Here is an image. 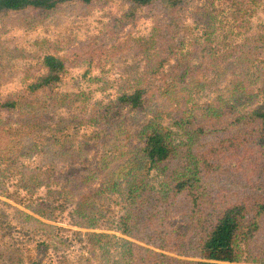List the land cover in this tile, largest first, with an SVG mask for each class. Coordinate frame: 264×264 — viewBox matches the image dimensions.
Masks as SVG:
<instances>
[{"label": "trees", "instance_id": "16d2710c", "mask_svg": "<svg viewBox=\"0 0 264 264\" xmlns=\"http://www.w3.org/2000/svg\"><path fill=\"white\" fill-rule=\"evenodd\" d=\"M200 1L0 0V25L21 29H33L68 5L88 9L118 2L123 8L98 35L62 56H45L26 88L0 97V195L5 192L2 165L10 172L19 157L41 154L48 170L27 168L22 188L34 194L58 187L60 192L49 195L74 199L79 226L98 227L101 209L118 202L121 212L112 226L123 237L96 240L115 250L114 264H264V86L258 90L248 78L241 47L217 54L211 15ZM196 2L193 23L207 27L203 41L185 26ZM140 18L152 23L143 74L123 80L113 101L70 113L78 98L58 92L68 70L90 65ZM187 41L196 67L181 57L188 65L169 71L176 84L158 93V82L164 85L159 74ZM217 73L232 75L223 92L190 108L192 89L203 90L199 82ZM178 86L187 99L178 95ZM14 127L47 137L11 138ZM82 127L90 133L76 146L60 140L66 129ZM44 205L34 212L43 217ZM5 259L20 264L0 251V264Z\"/></svg>", "mask_w": 264, "mask_h": 264}, {"label": "rangeland", "instance_id": "374dc122", "mask_svg": "<svg viewBox=\"0 0 264 264\" xmlns=\"http://www.w3.org/2000/svg\"><path fill=\"white\" fill-rule=\"evenodd\" d=\"M196 4L197 2L189 8L185 26L190 28L194 38L203 41L207 27L205 24L193 23L196 19L193 15ZM198 5L211 15V38L217 54L222 56L232 47H241L242 61L248 66V78L260 90L264 86V0H233L232 3L226 0H201ZM122 9L118 2L95 5L88 9L68 5L64 11L56 13L33 29L0 25V97L26 88L41 72L40 62L45 56H62L70 48L98 35L111 17L120 14ZM151 33V21L140 18L127 27L113 45L96 56L90 65L82 64L75 69H69L58 87V92L74 94L78 98L79 101L72 105L70 113L87 110L97 102L107 104L113 101L117 96L118 85L123 80L143 74L146 59L151 53ZM187 45L181 46L180 51H174L169 66L159 74L164 85L158 82V86H161L158 93L176 84L169 75L170 69L178 65L187 66L184 61L189 58L192 62L190 65L196 67V60L188 54L189 41ZM181 57H184L183 62L180 61ZM231 78L232 75L225 77L220 73L209 75L207 79L199 82L203 90L192 89L190 99L193 101L187 105L190 108L205 106L217 93L223 92ZM183 90V86H178V95L181 97L184 96ZM151 96L153 102L159 105L162 103L159 96L154 93ZM184 98L187 99L186 96ZM169 104L174 109V102ZM161 119L164 123L167 122L166 112H163ZM89 133L88 127L79 128L78 131L68 128L60 140H69L76 146ZM17 135L30 138L32 142L47 137L46 134H33L14 127L11 138ZM36 167L42 173L48 170L41 154H36L32 159L19 157L17 165L11 167L10 172L6 165H2L6 173L3 180L5 192L0 195L2 255L15 256L20 264H114L115 250L108 249L103 241L99 244L96 240L100 235L109 236L108 239L111 236L123 237L112 226L120 216L118 202L113 199L101 209L103 217H99L98 227L79 226L74 217V199L62 194L54 197L49 195V191L60 192L58 187L41 188L34 194H29L22 188L21 174H27V168L33 170ZM42 204L46 206L43 217L34 212ZM27 216L34 217L47 226H34ZM7 261L5 259L6 264Z\"/></svg>", "mask_w": 264, "mask_h": 264}]
</instances>
